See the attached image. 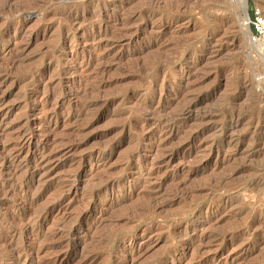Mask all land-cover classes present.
<instances>
[{
  "label": "rangeland",
  "instance_id": "rangeland-1",
  "mask_svg": "<svg viewBox=\"0 0 264 264\" xmlns=\"http://www.w3.org/2000/svg\"><path fill=\"white\" fill-rule=\"evenodd\" d=\"M256 9L0 0V264H264Z\"/></svg>",
  "mask_w": 264,
  "mask_h": 264
},
{
  "label": "built area",
  "instance_id": "built-area-1",
  "mask_svg": "<svg viewBox=\"0 0 264 264\" xmlns=\"http://www.w3.org/2000/svg\"><path fill=\"white\" fill-rule=\"evenodd\" d=\"M252 31L250 37L253 42H259L264 47V13L256 9L250 17Z\"/></svg>",
  "mask_w": 264,
  "mask_h": 264
},
{
  "label": "bare ground",
  "instance_id": "bare-ground-1",
  "mask_svg": "<svg viewBox=\"0 0 264 264\" xmlns=\"http://www.w3.org/2000/svg\"><path fill=\"white\" fill-rule=\"evenodd\" d=\"M247 18V17H246ZM245 24L247 25V26H249V24H250V19L249 18H247V20H246V22H245ZM32 143V139H30L28 142H24V144L20 147V149H23V148H25L27 145H29V144H31ZM30 146V145H29ZM41 155V154H40ZM43 157H44V154L42 155ZM3 158V157H2ZM4 160V159H3ZM16 160V159H15ZM48 160V159H47ZM1 161V160H0ZM50 161V160H49ZM3 162V161H2ZM3 164V163H2ZM3 191V190H2ZM5 192V191H4ZM11 247V246H10ZM10 250V249H9ZM18 255V254H17ZM16 257V256H15ZM17 260V259H16Z\"/></svg>",
  "mask_w": 264,
  "mask_h": 264
}]
</instances>
